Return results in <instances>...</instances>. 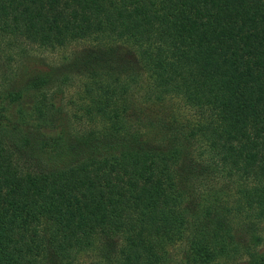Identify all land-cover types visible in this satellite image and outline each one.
I'll return each mask as SVG.
<instances>
[{
	"label": "trees",
	"instance_id": "obj_1",
	"mask_svg": "<svg viewBox=\"0 0 264 264\" xmlns=\"http://www.w3.org/2000/svg\"><path fill=\"white\" fill-rule=\"evenodd\" d=\"M263 224L264 0H0V264H264Z\"/></svg>",
	"mask_w": 264,
	"mask_h": 264
},
{
	"label": "rangeland",
	"instance_id": "obj_2",
	"mask_svg": "<svg viewBox=\"0 0 264 264\" xmlns=\"http://www.w3.org/2000/svg\"><path fill=\"white\" fill-rule=\"evenodd\" d=\"M81 46H69L65 48H57L54 50L49 49H37L28 48L27 52L22 55L12 54L11 60L4 62V58L1 60L2 70L5 71L1 76L5 83L13 86L21 87L25 83L26 74L47 72L50 69L59 67L60 63L64 59L69 58L72 52L81 51ZM79 96V87L75 83L68 87L64 95V103L66 104V110L69 116L76 112L78 104L75 105ZM30 96L25 100L30 101ZM24 107L25 115L26 109ZM259 234L262 237L261 250H264V224L261 227ZM90 260L87 256L81 255L77 259V264H89ZM221 264H234L232 261L223 262Z\"/></svg>",
	"mask_w": 264,
	"mask_h": 264
}]
</instances>
